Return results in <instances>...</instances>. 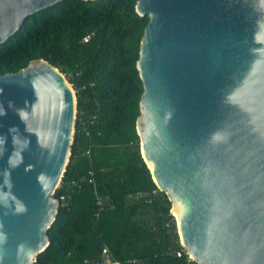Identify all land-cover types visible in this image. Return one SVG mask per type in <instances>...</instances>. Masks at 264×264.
<instances>
[{"label":"water","instance_id":"95a60500","mask_svg":"<svg viewBox=\"0 0 264 264\" xmlns=\"http://www.w3.org/2000/svg\"><path fill=\"white\" fill-rule=\"evenodd\" d=\"M61 0H0V44ZM141 156L197 264H264V0H137ZM39 58L0 75V264L49 244L76 96ZM173 208L177 214L175 216Z\"/></svg>","mask_w":264,"mask_h":264},{"label":"trees","instance_id":"16d2710c","mask_svg":"<svg viewBox=\"0 0 264 264\" xmlns=\"http://www.w3.org/2000/svg\"><path fill=\"white\" fill-rule=\"evenodd\" d=\"M136 1L61 0L26 17L0 44V75L42 58L60 69L76 96L70 156L53 194L58 211L49 244L32 264H90L104 247L124 261L197 264L176 255L171 201L140 153L136 62L148 17L135 11ZM80 180V187L70 184Z\"/></svg>","mask_w":264,"mask_h":264},{"label":"built area","instance_id":"2783aa9c","mask_svg":"<svg viewBox=\"0 0 264 264\" xmlns=\"http://www.w3.org/2000/svg\"><path fill=\"white\" fill-rule=\"evenodd\" d=\"M86 40V38H84ZM91 121L90 123H92ZM88 134V132H86ZM83 180L80 181H71L70 184L74 186L80 187V184ZM88 182H93L92 178L88 179ZM63 198V197H61ZM104 202V198L101 196H97V204L98 206H102ZM186 253L185 249L181 246V248L176 252L177 256H181L182 253ZM187 254V253H186ZM190 259V257L188 256ZM143 261L138 258H130L127 260H120L118 258H115L113 254L110 252V250L107 247L102 248L99 257L97 259H93L90 261V264H142Z\"/></svg>","mask_w":264,"mask_h":264},{"label":"bare ground","instance_id":"6f19581e","mask_svg":"<svg viewBox=\"0 0 264 264\" xmlns=\"http://www.w3.org/2000/svg\"><path fill=\"white\" fill-rule=\"evenodd\" d=\"M173 212H174L175 216H177V214H176V212H175L174 208H173Z\"/></svg>","mask_w":264,"mask_h":264},{"label":"rangeland","instance_id":"374dc122","mask_svg":"<svg viewBox=\"0 0 264 264\" xmlns=\"http://www.w3.org/2000/svg\"><path fill=\"white\" fill-rule=\"evenodd\" d=\"M72 86V85H71ZM72 88H73V86H72ZM73 90H74V88H73ZM75 91V90H74Z\"/></svg>","mask_w":264,"mask_h":264}]
</instances>
